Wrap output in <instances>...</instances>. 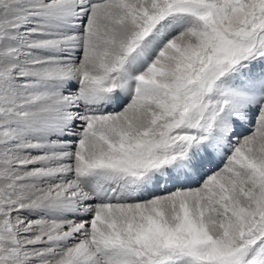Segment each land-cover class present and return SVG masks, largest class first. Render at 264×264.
Listing matches in <instances>:
<instances>
[{"label":"snow or ice","instance_id":"6c2138e0","mask_svg":"<svg viewBox=\"0 0 264 264\" xmlns=\"http://www.w3.org/2000/svg\"><path fill=\"white\" fill-rule=\"evenodd\" d=\"M0 264H264V0H0Z\"/></svg>","mask_w":264,"mask_h":264}]
</instances>
